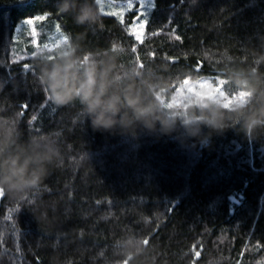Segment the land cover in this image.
I'll use <instances>...</instances> for the list:
<instances>
[{"label": "trees", "instance_id": "trees-1", "mask_svg": "<svg viewBox=\"0 0 264 264\" xmlns=\"http://www.w3.org/2000/svg\"><path fill=\"white\" fill-rule=\"evenodd\" d=\"M100 1L0 0V161L43 159L0 191V264H264V0H140V41L135 11L105 14L127 0ZM65 63L154 126L121 107L127 128L97 130L54 101ZM205 80L215 94L183 92Z\"/></svg>", "mask_w": 264, "mask_h": 264}, {"label": "clouds", "instance_id": "clouds-1", "mask_svg": "<svg viewBox=\"0 0 264 264\" xmlns=\"http://www.w3.org/2000/svg\"><path fill=\"white\" fill-rule=\"evenodd\" d=\"M67 11L68 5L62 4L61 9ZM95 19V12L91 5L82 7L75 21L78 24H85ZM70 64L65 63L63 68L54 65L51 72L45 73V83L47 84L53 100L62 104L70 102L72 99L79 98L81 103L86 106L89 114L93 117L92 125L97 130L110 131L120 126L127 128L131 121L127 113L121 115V107L131 110L134 119L142 123L146 128L154 126V120L150 118V112L146 108L138 107V101L134 97L125 98L123 105L117 96H108L104 88L95 87L94 73H87L85 79L79 83L70 76ZM32 160L26 159L23 162L19 158L0 161V191L5 188L15 190L23 186L38 182L43 173L40 167L43 159L35 161L37 167L29 171V164Z\"/></svg>", "mask_w": 264, "mask_h": 264}, {"label": "snow or ice", "instance_id": "snow-or-ice-1", "mask_svg": "<svg viewBox=\"0 0 264 264\" xmlns=\"http://www.w3.org/2000/svg\"><path fill=\"white\" fill-rule=\"evenodd\" d=\"M135 4L138 5V7H134V0H127L125 7L122 8L120 11H109V12H106L105 14L116 16L118 19H120L121 22H123V16L125 12L135 11L136 15L133 18V29L129 32V34L135 36L137 41H140L141 36L138 30L145 29L148 21L146 18L144 20H141V17L142 16L145 17V15L141 11L142 4L140 0H135ZM105 7H109V8L112 7L110 0H105ZM46 19H47V15H40L35 18H29L25 21V25L29 26L31 31H33L35 30V28L33 27L34 25ZM136 21H139L138 25L136 24ZM21 31H23V29ZM177 39H179V37H177ZM133 51H136L135 47H133ZM23 67L27 70L26 65H23ZM46 100H47V97H46Z\"/></svg>", "mask_w": 264, "mask_h": 264}, {"label": "rangeland", "instance_id": "rangeland-1", "mask_svg": "<svg viewBox=\"0 0 264 264\" xmlns=\"http://www.w3.org/2000/svg\"><path fill=\"white\" fill-rule=\"evenodd\" d=\"M102 5H105L103 0L100 1ZM124 8V7H123ZM139 23H137L138 25ZM141 34V30H138ZM217 89L214 87V85H212V81L211 80H205L202 81L196 85L194 84H188L185 89H184V93L186 95H190V94H198L200 96L204 95H211V94H215V91Z\"/></svg>", "mask_w": 264, "mask_h": 264}, {"label": "water", "instance_id": "water-1", "mask_svg": "<svg viewBox=\"0 0 264 264\" xmlns=\"http://www.w3.org/2000/svg\"><path fill=\"white\" fill-rule=\"evenodd\" d=\"M0 198H1V195H0Z\"/></svg>", "mask_w": 264, "mask_h": 264}]
</instances>
